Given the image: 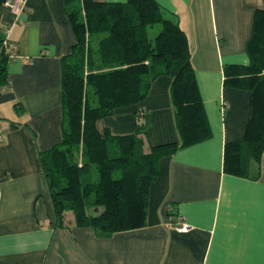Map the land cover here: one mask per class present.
Here are the masks:
<instances>
[{
  "label": "crops",
  "instance_id": "1",
  "mask_svg": "<svg viewBox=\"0 0 264 264\" xmlns=\"http://www.w3.org/2000/svg\"><path fill=\"white\" fill-rule=\"evenodd\" d=\"M26 1L15 19L0 0V29L10 28L16 53L1 63L0 264H264V153L259 177L223 165L226 143L244 138L252 114L250 91L225 84L224 68L251 62L246 47L264 0H156L178 16L189 40L211 136L159 161L145 225L104 237L76 226L71 212L69 224L56 225L39 154L62 140V60L76 34L65 0ZM172 81L159 75L143 101L98 124L132 134L141 113L145 152L179 143ZM181 218L189 229H176Z\"/></svg>",
  "mask_w": 264,
  "mask_h": 264
},
{
  "label": "trees",
  "instance_id": "2",
  "mask_svg": "<svg viewBox=\"0 0 264 264\" xmlns=\"http://www.w3.org/2000/svg\"><path fill=\"white\" fill-rule=\"evenodd\" d=\"M65 2L76 42L62 60V140L40 152L39 161L56 225L69 224L71 212L76 226L93 228L104 237L145 225L159 161L210 137L211 131L189 40L176 14L156 0ZM254 15L246 47L251 62L224 68L225 84L252 95L244 138L226 143L224 171L248 177L260 176L264 153V6ZM4 59L0 84L6 80ZM166 74L173 77L179 143L157 144L145 152L141 113L132 134L115 135L98 124L114 109L143 101L155 78Z\"/></svg>",
  "mask_w": 264,
  "mask_h": 264
},
{
  "label": "built area",
  "instance_id": "3",
  "mask_svg": "<svg viewBox=\"0 0 264 264\" xmlns=\"http://www.w3.org/2000/svg\"><path fill=\"white\" fill-rule=\"evenodd\" d=\"M26 0H5V5L9 8L10 12L14 14L15 19H18L21 12L26 8ZM8 26H4L0 29V59H15L16 53L14 48L8 44L7 32ZM1 61V60H0ZM6 121L0 117V142L5 141ZM179 231L189 229V224L181 218V222L176 226Z\"/></svg>",
  "mask_w": 264,
  "mask_h": 264
},
{
  "label": "rangeland",
  "instance_id": "4",
  "mask_svg": "<svg viewBox=\"0 0 264 264\" xmlns=\"http://www.w3.org/2000/svg\"><path fill=\"white\" fill-rule=\"evenodd\" d=\"M160 27V25H156L155 30L158 31V28ZM156 32L154 30L151 31V35L153 36ZM95 174L94 177H91L92 179L95 178ZM94 180V179H93Z\"/></svg>",
  "mask_w": 264,
  "mask_h": 264
}]
</instances>
